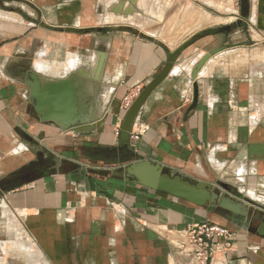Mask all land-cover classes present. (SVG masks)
<instances>
[{
  "label": "crops",
  "instance_id": "crops-1",
  "mask_svg": "<svg viewBox=\"0 0 264 264\" xmlns=\"http://www.w3.org/2000/svg\"><path fill=\"white\" fill-rule=\"evenodd\" d=\"M134 1L0 0V178L23 183L5 196L0 231L22 238L17 244L26 245L31 264H264V239L236 231L230 249L213 262L196 260L187 228L213 220L211 207L126 182L117 172L150 160L226 194L231 188L253 211L264 208V48H253L251 63L234 66L227 45L208 37L196 41L149 95L131 129L136 137L123 150L116 132L124 99L161 71L166 50L184 42L164 46L133 32ZM250 1L244 40L256 36L264 46V0ZM219 45L226 48L196 70ZM31 50L30 59L25 54ZM62 50L68 54L60 65L66 66L58 67ZM40 63L46 67L39 70ZM28 72L41 86L74 77L76 114H89L96 103L102 131L76 137L43 120L47 108L36 111ZM194 82L198 100L189 111ZM90 90L96 91L92 97ZM43 148L51 151L49 160H32ZM33 168L29 178L20 176ZM38 169L44 175L33 180Z\"/></svg>",
  "mask_w": 264,
  "mask_h": 264
},
{
  "label": "water",
  "instance_id": "water-1",
  "mask_svg": "<svg viewBox=\"0 0 264 264\" xmlns=\"http://www.w3.org/2000/svg\"><path fill=\"white\" fill-rule=\"evenodd\" d=\"M239 9L240 16L233 24L206 29L186 40L175 50H166L167 61L165 65L161 71L142 88L138 96L132 101L130 107L125 111L120 121L117 136V146L119 148L123 150L128 149L130 132L142 106L152 91H154L167 77L174 63L187 48L192 46L199 37L203 36L224 35L228 38L247 24L250 18L251 1L240 0ZM143 37L146 36L143 35ZM225 48V46L219 45L214 50L207 53L198 64L196 70H199L211 56L221 52ZM100 62L99 56L96 67L98 73L100 72ZM196 70L193 73V78L196 76ZM28 78L29 81H27V85L29 87L30 97L36 101V111L40 112L46 107L47 112L42 115L43 120H52L56 122L61 127L62 132H66V130L70 129L87 127L96 122L100 123L99 121L101 118L96 111V103L95 108H90L89 114L82 117L76 114L77 92L76 87L73 85L74 81L72 79L74 77L71 76L69 79L56 82H45L42 86L34 73L28 72ZM192 87V103L189 107V111L195 108L198 100L197 84L194 82ZM95 93V90H90V97ZM91 103L92 101L90 99V107H92ZM51 106H54L56 109L50 110ZM63 106H69L70 109L61 112ZM90 131L92 130L80 133H91ZM39 171L38 174L34 175L33 180L44 175L42 170ZM117 172L122 175V179L126 182L185 201L202 209L211 207L210 212L225 221L234 231L238 233L245 232L264 239V218L254 224L252 222V215H249L250 208L248 204H245L234 196L220 191L219 188L208 182L192 180L180 174H172L161 164L150 160H142L127 164L121 169H118ZM22 184V182H18L17 186H15V183L12 182L7 190L19 187ZM2 190L4 191L6 188Z\"/></svg>",
  "mask_w": 264,
  "mask_h": 264
},
{
  "label": "rangeland",
  "instance_id": "rangeland-1",
  "mask_svg": "<svg viewBox=\"0 0 264 264\" xmlns=\"http://www.w3.org/2000/svg\"><path fill=\"white\" fill-rule=\"evenodd\" d=\"M134 5L136 8V18L132 20V23L136 27L134 26L133 28L135 30L133 29L132 31L138 33L140 30L141 32L150 35L151 39L159 41L160 44L171 47L176 46L183 41L185 42L189 38L205 31L206 29L214 28L221 25H229V24L231 25L234 22H236V20H238L240 16V9H239L240 0H135ZM226 5H230V6H228L227 11H224ZM7 9H9L8 11H11V9H14V7L10 6ZM6 16L12 17L15 15L7 14ZM245 30H246V24L241 30H238L236 33H233L228 38H226L224 35H213V36L199 37L198 40H202L203 38L208 37L209 40H212L213 43L219 44L222 42L223 45H227L229 49H232L231 54H232L234 66L235 65L239 66L242 63L243 64H246L248 62L251 63L253 60H255L254 57H257V55L253 56V51H252L253 48L258 47L259 51H261V49L264 48L262 44L257 42L256 36H254V38H256L254 41L251 40L247 41L246 39L244 40L245 37L247 38V35L244 33ZM242 45H248V47L242 51L241 49ZM34 53L35 51L31 50L26 52L25 56H28L30 58L32 57V55H34ZM67 54L68 52L66 50H62V52L59 53L58 56L59 59L57 60L59 64L57 65L58 67L66 66L60 64H66ZM17 55L18 54H14L13 56L17 57ZM261 59L264 62V51L260 53L259 60ZM39 65H40L38 67L39 70L42 67H46L43 63H40ZM96 73H97V68L95 67L92 74H94V76L96 77L95 75ZM2 84L4 85L5 83H3L2 79L0 78V85ZM92 125H93L91 129L92 131L90 132H94L93 133L94 135L99 134L102 131L100 127H98L99 125L98 122ZM67 133H70L76 137L87 135V133L78 132L77 134L72 131L71 132L67 131ZM34 147L35 150L36 149L39 150L38 147L36 146ZM59 149L57 148L56 150L57 153L59 152ZM49 152H51L49 151V149L43 148V151L40 154L41 157L38 158L39 157L38 156L39 152H38L37 154L38 157L32 160L34 161L36 160L35 162L39 161L40 163H46L49 160V158H45V157L51 155ZM120 158L124 159L126 157L122 155ZM34 161L29 163H33ZM53 161L54 158H51L50 162ZM27 166L29 165L26 164L25 167ZM3 173H5L4 170H2V172L0 171V176ZM6 180L7 179L4 177L0 178V188L2 186H5L4 183L7 182ZM7 189L8 188H6V190L4 191L0 189V216L3 215V213L5 214L4 210H6L7 207L8 200L6 199L5 196L10 191ZM226 191L230 195L240 197L236 195L235 191L232 190L231 188H228V190ZM258 209L259 210L256 211H253V208L249 209V215H252V222L254 224L258 223L259 220L264 218L263 217L264 208H258ZM209 222L228 226L227 223L218 216L214 217V219L210 220ZM5 223H6V219H3V216H1L0 225L1 224L4 225ZM16 237L17 236L13 235L11 232L3 231L1 229L0 263L3 262L4 264H31V261H34V259L32 260L31 255H29L28 252L26 251V247H25L26 245L22 246L20 244H17V242L22 238L18 239Z\"/></svg>",
  "mask_w": 264,
  "mask_h": 264
},
{
  "label": "built area",
  "instance_id": "built-area-1",
  "mask_svg": "<svg viewBox=\"0 0 264 264\" xmlns=\"http://www.w3.org/2000/svg\"><path fill=\"white\" fill-rule=\"evenodd\" d=\"M142 90L141 86H136L133 93L124 99V109L127 110L132 101ZM118 136V131L116 132ZM136 137L130 132L129 139ZM189 237L190 252L196 260L200 262H213L214 258L230 249L231 241L236 232L230 227L222 224L202 221L187 228Z\"/></svg>",
  "mask_w": 264,
  "mask_h": 264
},
{
  "label": "flooded vegetation",
  "instance_id": "flooded-vegetation-1",
  "mask_svg": "<svg viewBox=\"0 0 264 264\" xmlns=\"http://www.w3.org/2000/svg\"><path fill=\"white\" fill-rule=\"evenodd\" d=\"M29 171H30V172H29ZM29 171H28V172H25V173H21L20 176H21V177H24V178H29L30 175H31L32 173H34L35 171H37V170L33 168V170H29ZM10 183H11V181L7 182L8 185H11ZM4 184H5V186H2V187L0 188L1 190H2L4 187L8 186V185L6 184V182H5Z\"/></svg>",
  "mask_w": 264,
  "mask_h": 264
},
{
  "label": "bare ground",
  "instance_id": "bare-ground-1",
  "mask_svg": "<svg viewBox=\"0 0 264 264\" xmlns=\"http://www.w3.org/2000/svg\"><path fill=\"white\" fill-rule=\"evenodd\" d=\"M170 24V23H169ZM262 52V51H261ZM260 54V53H259ZM263 54V53H262ZM93 125H89L87 127H81V128H76V129H71L70 132L78 133V132H84L92 129ZM94 128V127H93ZM2 172V169L0 170ZM245 233V232H244Z\"/></svg>",
  "mask_w": 264,
  "mask_h": 264
}]
</instances>
